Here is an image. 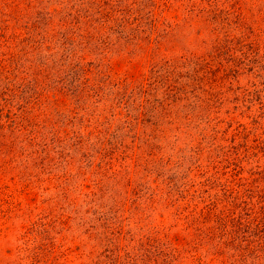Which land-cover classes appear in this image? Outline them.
Returning a JSON list of instances; mask_svg holds the SVG:
<instances>
[{"label": "trees", "instance_id": "trees-1", "mask_svg": "<svg viewBox=\"0 0 264 264\" xmlns=\"http://www.w3.org/2000/svg\"><path fill=\"white\" fill-rule=\"evenodd\" d=\"M162 5L158 15H139L104 0H0V175L11 172L10 186L68 201L79 213L77 236L92 241L84 264H264V163L246 157L261 141L248 146L245 134L241 155L237 146L217 143L220 121L211 123L233 89L231 81L224 85L238 59L215 65L161 57L168 30L160 19L179 8L170 0ZM136 62L144 69L137 75L115 68ZM101 119L108 125L99 130L92 123ZM130 133L133 144L125 140ZM186 141L211 166L201 183L151 157ZM127 154L143 157L147 175L119 176L115 162ZM228 167L230 174L221 170ZM14 205L0 209V237L25 214ZM158 209L166 213L159 223L131 233ZM30 244L15 245L13 264L52 260Z\"/></svg>", "mask_w": 264, "mask_h": 264}, {"label": "rangeland", "instance_id": "rangeland-1", "mask_svg": "<svg viewBox=\"0 0 264 264\" xmlns=\"http://www.w3.org/2000/svg\"><path fill=\"white\" fill-rule=\"evenodd\" d=\"M104 1H106V7H111L113 10L120 9L122 12L144 15L153 9L158 15L165 0ZM170 1L178 3L179 8L176 11L165 12L160 19L161 26L168 30L166 41H163L161 57L177 62L200 57L212 60L214 64L217 61L225 63L229 59L235 61L238 59L237 68L234 66L233 70L228 72L224 85L227 87V81H231L233 89L230 93L226 92L221 98L223 103L215 108L219 111L214 113L217 118L211 123L220 121L216 126V130H219L216 137L217 143L237 146L241 155L244 154L242 152L244 147H239V144H244L243 136L245 134H248L246 137L248 146H255L258 141H261L259 147H251L252 150L248 151L246 157L248 160L259 158L260 163L263 164L264 149L261 146L264 143V0ZM208 8L210 9L206 11ZM214 47L218 50L214 51ZM246 55L251 58L248 64H246V60H243ZM137 63L130 65L117 63L115 68L120 75L126 71L137 75L144 70L141 64ZM235 96L238 97V100H233ZM107 116L108 119H111V116ZM115 124L116 122L112 121L109 127L110 131L114 130ZM92 125H97L100 130L105 128L108 123L101 119L100 123H92ZM131 135L132 133L129 134L130 137L125 138L129 144L134 143ZM232 135L235 137L233 141H231ZM151 157L158 159L159 165L164 169H171L170 173L175 172L177 176L193 178L198 183H201L210 174L206 172L210 171L211 166H207L208 160L205 153L195 154L187 141L166 145L162 148V152L156 151ZM120 158L118 157L114 166L116 170H119L120 177L125 172L129 174V170H131V176L134 179L140 178V173L147 175L143 170L145 168L143 157L141 160L137 159L135 155L127 154L126 158L122 156ZM140 162L141 165H138ZM246 166L249 167L250 164ZM228 168L221 170H227L228 174L234 171ZM157 174L158 171L148 174L150 181L154 180ZM243 175L246 176L247 173L244 172ZM13 180L11 172L5 176L0 175V209L20 204V209L24 210L25 214L20 219L14 218L13 225L18 226L15 229L11 228L6 236L0 237V264H6L8 261L5 255L12 257L8 264H13L12 260L16 253L13 249H15V245L23 246L24 239H29L30 245L36 243L42 246L45 249L43 254L50 255V259L52 258L50 264H56L55 262L58 261L62 264H84L92 241L89 243L85 236H77L79 232L74 217L79 213L72 212L73 209L68 205L67 200L54 199L51 191L37 188L21 190L18 185L10 186ZM85 184L87 185L89 182H85ZM204 188L202 187V189ZM50 196L53 200L50 199ZM83 200L84 197L80 194L77 204L82 212L88 207L85 204L80 205ZM68 213L73 217L72 221L67 219ZM164 213L161 209L156 210L148 219L134 226L131 233L137 235L144 233L150 226L147 223L150 221L159 223L162 217L166 216ZM164 221L172 222L170 218H163ZM64 222L71 223L70 231L64 230L62 224ZM131 233L125 235L126 243L131 238ZM33 239L36 240L32 242ZM51 250H53L52 254ZM62 254L67 255L62 258Z\"/></svg>", "mask_w": 264, "mask_h": 264}]
</instances>
